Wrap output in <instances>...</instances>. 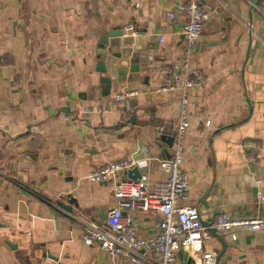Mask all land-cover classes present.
Listing matches in <instances>:
<instances>
[{
    "label": "crops",
    "instance_id": "1",
    "mask_svg": "<svg viewBox=\"0 0 264 264\" xmlns=\"http://www.w3.org/2000/svg\"><path fill=\"white\" fill-rule=\"evenodd\" d=\"M190 1L211 17L191 56L201 79L189 95L184 203L211 228L221 214L264 218V0H0V264H130L85 243L117 205L113 184L88 175L132 161L164 180L181 100L158 90L165 68L187 55L188 22L169 13ZM128 25L145 30L156 67L107 91L96 48L102 34ZM120 89L140 95L112 104ZM130 215L142 237L158 236L159 214ZM219 235L225 251L207 229L203 241L181 245L177 264H201L204 253L215 264L219 256V264H264V230Z\"/></svg>",
    "mask_w": 264,
    "mask_h": 264
},
{
    "label": "built area",
    "instance_id": "2",
    "mask_svg": "<svg viewBox=\"0 0 264 264\" xmlns=\"http://www.w3.org/2000/svg\"><path fill=\"white\" fill-rule=\"evenodd\" d=\"M177 12L183 13L188 21L183 32L187 55L181 61L165 68L166 79L158 90L163 93H178L181 100L175 151L170 159L162 162L164 180L153 182L145 174L139 180L129 179L126 172L137 165L132 161L113 162L93 169L88 175V180L92 183L113 184L117 205L110 210L105 228L90 226L85 243L100 244L109 257H125L130 264H177V252L181 245L187 244V241H203L207 230L203 226L198 207L184 203L190 190V177L182 170V164L184 141L190 126L189 95L201 79L200 72L191 67V56L211 14L196 1L178 6L175 11L169 13V18L175 19ZM161 41L163 42L164 38H161ZM139 95L140 91L137 90L120 89L114 94L111 102L121 104ZM86 113L87 109L84 108L82 114ZM65 120H70V117L65 116ZM244 148L257 149L254 144H245ZM137 211L157 213L161 216L157 237L150 239L139 234L130 215ZM212 227L219 234H231L236 240L238 232L264 230V218H235L221 214L215 219ZM201 264H215L214 254L204 253Z\"/></svg>",
    "mask_w": 264,
    "mask_h": 264
},
{
    "label": "water",
    "instance_id": "3",
    "mask_svg": "<svg viewBox=\"0 0 264 264\" xmlns=\"http://www.w3.org/2000/svg\"><path fill=\"white\" fill-rule=\"evenodd\" d=\"M133 51L136 52L135 55L132 54ZM132 56L136 58H132ZM95 58L97 60L96 72L103 75L100 79V84L103 89L107 87V91L113 83L120 85L123 81H127L129 75L144 73L148 68L156 67L155 65L152 66L154 59L150 44L145 39V30L138 26H134V28H131L130 25L117 27L108 33L102 34L96 48ZM120 65L121 68H119ZM126 175L131 180H139L143 172L135 167L128 170ZM203 226L212 232L215 238L220 240L224 245L225 251L226 242L224 238L215 229L211 228L209 224L203 223ZM220 260L221 256L218 257L216 264H219Z\"/></svg>",
    "mask_w": 264,
    "mask_h": 264
}]
</instances>
